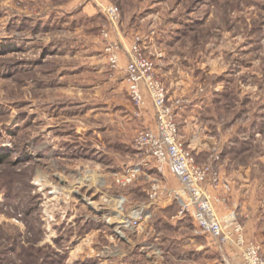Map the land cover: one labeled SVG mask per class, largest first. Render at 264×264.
<instances>
[{
    "label": "rangeland",
    "instance_id": "obj_1",
    "mask_svg": "<svg viewBox=\"0 0 264 264\" xmlns=\"http://www.w3.org/2000/svg\"><path fill=\"white\" fill-rule=\"evenodd\" d=\"M136 38L150 40L163 83L169 67L196 83L210 143L197 163L215 165L212 194L226 198L215 209L235 210L252 240L226 175L250 168L264 207V0H0V264H241L180 202L149 196L152 177L174 190L135 148L145 104L106 51L117 43L128 56ZM134 165L139 178L118 185Z\"/></svg>",
    "mask_w": 264,
    "mask_h": 264
},
{
    "label": "built area",
    "instance_id": "obj_2",
    "mask_svg": "<svg viewBox=\"0 0 264 264\" xmlns=\"http://www.w3.org/2000/svg\"><path fill=\"white\" fill-rule=\"evenodd\" d=\"M104 9L113 23L119 20L118 6L109 5ZM103 35L108 37L109 33L104 30ZM145 41L144 38H136L128 49L125 74L129 95L137 105L145 104L144 90L147 92L155 110V126L138 133L135 148L144 162L151 158L159 174H164L168 167L182 184L180 191H167L159 177H152L151 200L158 202L172 195L180 202L179 215H190L203 233L213 236L219 244L237 248L241 264H264L260 244L248 239L237 212L232 210L223 216L218 215L215 203L226 201L225 197L212 194V189L218 190L221 186L220 174L213 163H197L196 154L183 141L177 122L179 101L171 102L169 99L167 88L156 75L154 60L144 51ZM106 51L111 66L118 68L119 44H109ZM213 159L217 162L219 156ZM141 171L142 165L129 167L116 177V183L126 187L139 178ZM143 211L142 208L134 210L136 215L130 218L134 225L142 219Z\"/></svg>",
    "mask_w": 264,
    "mask_h": 264
},
{
    "label": "crops",
    "instance_id": "obj_3",
    "mask_svg": "<svg viewBox=\"0 0 264 264\" xmlns=\"http://www.w3.org/2000/svg\"><path fill=\"white\" fill-rule=\"evenodd\" d=\"M145 40V45H150V40ZM119 57V68L123 70L127 66L128 62L126 51H122ZM160 67L162 66L160 65ZM173 72L174 71L172 69L170 70L169 67L162 76L164 81L167 83L168 97L172 102L179 101L177 107V122L180 128V134L184 139H186V143H188V145L196 154L198 162L202 163L207 159L210 143L207 141L205 135H203L205 134V130H202V125L195 112L201 108L203 99H198L199 95L197 92V85L187 73L185 74L183 71H181L179 74L174 75ZM171 74H173V76H171ZM144 98L145 105L142 121H144L145 127H154L155 110L153 103L145 90ZM222 154L224 155V153L221 151L217 153L219 156L218 165L221 166L223 165L224 161V156ZM248 170H246L244 175L239 174L236 171L234 174L229 173L226 176L229 182L234 180V183H232L234 185V190L231 195V201L239 203L240 212L243 214L248 213L245 220L246 232L252 240L260 244L262 251L264 252V207L257 203L254 193L250 189L251 184L249 183L250 178L247 173L249 172ZM164 173L167 175L171 190L177 191L181 189L182 185L179 179L170 171L168 167L165 168ZM176 202L178 203L179 201L172 195H167L160 200V203L163 205V207L171 206ZM234 251V259L238 262H241V258L238 255V250L234 249Z\"/></svg>",
    "mask_w": 264,
    "mask_h": 264
},
{
    "label": "bare ground",
    "instance_id": "obj_4",
    "mask_svg": "<svg viewBox=\"0 0 264 264\" xmlns=\"http://www.w3.org/2000/svg\"><path fill=\"white\" fill-rule=\"evenodd\" d=\"M118 218H119V216H118ZM119 219H120V218H119ZM121 220H122V219H121ZM119 222H121V223H125L126 221L123 220V221H119ZM119 227H120V226H119ZM120 228H121V227H120Z\"/></svg>",
    "mask_w": 264,
    "mask_h": 264
},
{
    "label": "trees",
    "instance_id": "obj_5",
    "mask_svg": "<svg viewBox=\"0 0 264 264\" xmlns=\"http://www.w3.org/2000/svg\"><path fill=\"white\" fill-rule=\"evenodd\" d=\"M3 158L0 157V162H2Z\"/></svg>",
    "mask_w": 264,
    "mask_h": 264
}]
</instances>
